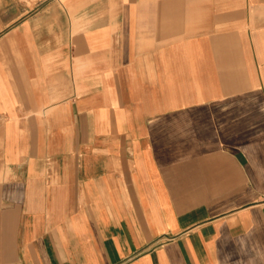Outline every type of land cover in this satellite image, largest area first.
Returning a JSON list of instances; mask_svg holds the SVG:
<instances>
[{
	"label": "crops",
	"instance_id": "crops-1",
	"mask_svg": "<svg viewBox=\"0 0 264 264\" xmlns=\"http://www.w3.org/2000/svg\"><path fill=\"white\" fill-rule=\"evenodd\" d=\"M0 264H264V0H0Z\"/></svg>",
	"mask_w": 264,
	"mask_h": 264
}]
</instances>
